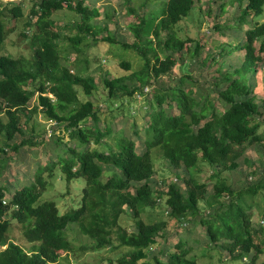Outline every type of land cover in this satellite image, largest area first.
I'll list each match as a JSON object with an SVG mask.
<instances>
[{
    "label": "trees",
    "instance_id": "trees-1",
    "mask_svg": "<svg viewBox=\"0 0 264 264\" xmlns=\"http://www.w3.org/2000/svg\"><path fill=\"white\" fill-rule=\"evenodd\" d=\"M29 1L28 28L23 29L22 35L31 45L32 55L26 58L7 54L5 41L26 15L24 0L5 3L0 0V151H7V141H13L17 134L24 135L31 113L40 107L56 126L48 140L57 149L61 144L68 146L70 155L60 154L59 162L66 179L70 182L81 178L85 184L79 207H72L75 199L71 200L70 195L69 208L63 213L55 200L45 198L49 181L44 172L52 174L56 161L48 160L39 166L35 181L16 189L10 200L6 199L8 188L0 184V264L57 261L61 253L72 249L65 233L71 226H77L97 248L128 249L119 252L118 258L110 259V264L115 261L118 264H198L188 256L194 246H189L190 239L184 237L178 240L177 250L166 257L151 250L159 237L167 240L165 228H171V221L178 225L196 221L200 201H206L211 209L200 216L208 244L228 249L232 258L247 259V264H263L260 255L264 253V240L261 242L257 236L264 230V211L263 223L256 224L253 203H245V196L254 198L264 189V174L254 184L249 182L247 186L235 188L222 172L237 169L240 166L237 159L247 147L254 145L264 150V132L260 131L264 107L261 110L255 89L256 78L263 73L264 23L248 28L243 42L231 46L230 51L243 50L241 64H231L225 71L218 68L223 75L221 80L203 91L195 90L196 80L189 70L192 57L207 64V56L200 58L201 40L185 39L178 34L180 23L191 15L195 0H156L159 6L145 11V15L130 8L137 16L136 21L128 23L133 41L118 40L109 31L101 40L137 51L143 65L129 76L107 74L99 80L107 88L109 98L113 102L122 100L121 104L153 92L148 99L152 111L146 116L143 140L146 148L139 152L138 142L127 135L125 127L116 129L110 120L106 121L109 115L103 117L111 110L110 105L96 107L92 100L83 101L79 96L80 89L88 96L97 89L98 80L89 73L85 52L100 40L98 35L102 30L108 28L95 21L100 10L86 0ZM238 1H246L242 18L264 11V0ZM65 8L75 19L59 25L53 15ZM156 8H160L157 13ZM111 13L107 12V20H114ZM191 41L196 43L193 48L188 45ZM224 55L223 51L221 57ZM211 60L219 62V66L224 64L215 56ZM178 64L187 73L178 79L180 83L167 87L164 79L172 75ZM121 65L127 70L131 68L128 61ZM102 66L107 68L103 62ZM48 92L55 100L46 95ZM35 95L38 106L31 110L29 103ZM261 101L264 104V97ZM219 104L224 105L222 110ZM174 105L177 112L173 111ZM88 119L94 122L91 127L86 124ZM34 127L32 123V132ZM60 130L70 135L75 146L66 142L63 135L55 136ZM18 145L15 144L14 151ZM158 151L172 174L184 181V189L173 179L167 183V189L158 186L154 179V155ZM245 160L254 164L248 157ZM200 162L212 168L211 177L216 178L210 195L208 184L191 172ZM250 173L254 175L255 169ZM162 206L165 211L161 220H154L151 214L149 221L143 219V213L151 211L148 208L154 212L162 210ZM122 219L133 220L134 228L129 231ZM12 220L21 227V242L30 244L28 250L11 239Z\"/></svg>",
    "mask_w": 264,
    "mask_h": 264
},
{
    "label": "rangeland",
    "instance_id": "rangeland-1",
    "mask_svg": "<svg viewBox=\"0 0 264 264\" xmlns=\"http://www.w3.org/2000/svg\"><path fill=\"white\" fill-rule=\"evenodd\" d=\"M1 1L5 3L8 0ZM86 2L90 3L91 7L95 6L100 10V15L96 17L95 21L103 24V28L106 24L108 28L103 29L102 33L98 35L100 40L96 44H91L86 48L85 56H88L89 73L94 74L98 82L96 84L97 89L94 90V93L90 96L85 95L80 89V99L83 101L92 100L95 102L96 107L99 106L103 108L105 105H110L111 110L104 113L103 117L109 115L107 116L108 118L106 117V121L110 120L116 129L122 126L125 127L127 135L138 142V150L142 152L146 148L143 143V140L146 138V116L149 111H152L148 99L153 96V92L150 91L148 95L143 97L138 96L136 101H132V99H128L127 101L124 100L125 104H121L122 100L120 102L118 100L113 102V98H109L108 90L99 78L107 74L110 77L129 76L133 71L142 67L143 59L137 51L125 49L120 43L103 41L101 38L106 36L109 31L114 33L118 40L124 39L126 41H133V35L128 29V23L136 21L137 16L136 13L130 12V8L136 9L140 15H145V11L157 7L159 4L156 0H86ZM23 4L26 15L18 21L16 28L7 36L5 41L8 48L6 51L7 54L13 57L26 56V58H30L32 55V47L22 35V32L23 29L28 28L26 22L29 20L27 15L31 11V1L24 0ZM143 4H145V6L141 7ZM195 6L192 9L191 15L180 23L178 34L185 39L197 38V40H201L202 47L200 48V58L202 59L207 56V64L203 65L202 61L196 57H192L189 70L192 79L196 80L194 86L195 90L201 89L204 91L215 86L217 80H221L223 75L219 73L218 68H222V71H225L231 64L234 66L241 64L243 50L237 51L233 49L230 51L232 49L231 46L243 42L248 28L264 23V11L259 15L252 16L249 14L242 18L246 1L240 3L238 0H195ZM154 10H156L157 13L160 8ZM107 12L114 13H111L114 16V20H107ZM71 14L72 12L65 8L61 11H57L53 15V18L59 25H63L66 22L74 21L75 18ZM248 20L251 21V23H248ZM151 38L154 39L152 36ZM195 44L194 41L188 43L192 48ZM256 47H259L258 41ZM223 51L225 55L221 57ZM212 56L217 57L220 62L223 61L224 64L219 66V62L217 63L214 60L210 61ZM181 59L182 58L178 59L180 60L178 61L179 63H181ZM123 61L130 62L131 68L128 70L125 69L121 65ZM102 62L106 64L107 68L103 66L100 67V63ZM83 63L85 65L87 64L85 60H83ZM262 64L263 73L259 79L256 78L257 83L255 87L261 110H263L264 107L263 101H261L264 97V62ZM173 70L172 75L170 74V76L164 79L167 87L169 85L175 86L177 83H180L179 80L181 77L187 73L180 64L176 65ZM153 83L158 84L157 81ZM223 84L225 86L227 83ZM146 90H150V88ZM46 95L52 100H55L51 92H48ZM215 95L216 93H212V96ZM29 104V109L31 110L34 109L35 106H38V96L35 95ZM164 106L167 107V104H164ZM223 106V104H219L220 110L223 109ZM173 111H178L175 105ZM31 114V119L26 125L27 127H25L24 135L17 134L13 141H7L9 145V147H6L7 151H0V184L5 186L6 190L8 188V196H6V199L10 200L11 194L14 193L16 189H20L22 186H27L32 181H35V172L37 168L46 164L48 160H52L56 161L52 174L48 171L44 172V176L49 181L47 185L49 191L45 192V198L55 200L60 211L63 213L69 208L70 203L68 196L72 195L70 198L71 200L74 198L75 201H73L71 205L74 208H78L80 205L81 189H83V184H85L84 180L79 178L69 182L62 170V165L59 163L60 154H63L65 157L70 155V152L67 150L68 146L67 144H61L57 149L56 145L48 140L51 138V133H53L52 131L56 126L53 122L48 120L40 107ZM104 119L105 118H103V120ZM262 121L263 124L260 131L263 133L264 115ZM32 123H35L33 132ZM86 124L91 127L94 125V122L88 119ZM33 134L35 137H33ZM59 134L63 135L64 140L72 147L75 146V141L71 140L68 133H65L64 130H60L59 133L56 131L55 136ZM1 140L5 142V138ZM22 140L23 142L21 143ZM15 144L16 146L19 144L18 150L16 151L13 150ZM246 157L254 162V164L247 162L245 160ZM237 162L240 164L237 169H230L222 172V176L226 177L229 182L231 181L235 188H238V186H247L249 182L254 184L259 181L264 174V150L261 147H256L254 145L247 147L243 155L237 159ZM154 167L156 170L154 179L158 182V186L160 185L159 187L167 189V183L173 179L174 182L181 184L183 189L185 188L184 181L181 178H177L174 173L172 174L168 163L159 151L154 155ZM252 169H255L256 173L254 175H251V173L248 174ZM181 172L184 171L182 170ZM191 172L199 181L208 184V195H210L213 192L214 183L216 182V178L212 179L211 177V173L213 172L212 168L200 162L199 166L192 169ZM245 197V203L247 202L248 205L253 203L254 208H252V211L255 213V223H259V225L262 224L264 189L254 195V198L249 195ZM199 206L200 211L196 216V221H187L184 225H178L174 220L171 221V228H165L167 235L164 237L167 240L163 237H159L157 244L153 245L151 251L166 257L169 252L177 250L175 246L178 240L184 237L185 239H190L189 246H194V249L188 256L196 259L198 264H247V259L232 258L228 249L217 245L215 246L214 244H208L209 238L204 225L200 221V216L204 213H209L211 209L207 206L206 201H200ZM161 208L162 210L156 209L154 212L152 211L153 208H148L147 210L151 209V211H148L149 213H143V219L149 221L148 215L151 214L154 220H161L160 218L163 217L165 206ZM164 214L166 217L168 216L166 212H164ZM123 220L124 219H122L121 222H125L124 225L131 231L135 226L133 220ZM12 224L11 239L20 243L28 250L30 244L21 242L23 240L20 237L21 227H18L15 220H12ZM79 231L77 226H71L66 229L65 233L72 243V249L70 252L61 253L57 261L49 264H110V259L114 260L118 258L119 252L128 250L126 247H121L119 249L108 247L97 248L92 244L93 242L90 237ZM257 238L263 242L264 230L258 234ZM196 239L198 240L197 244L195 243ZM260 257V262L264 264V253L261 254ZM113 264L118 263L115 261Z\"/></svg>",
    "mask_w": 264,
    "mask_h": 264
}]
</instances>
